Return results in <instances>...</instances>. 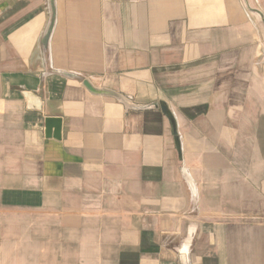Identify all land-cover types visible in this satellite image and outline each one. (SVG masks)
Returning <instances> with one entry per match:
<instances>
[{
  "label": "crops",
  "instance_id": "crops-1",
  "mask_svg": "<svg viewBox=\"0 0 264 264\" xmlns=\"http://www.w3.org/2000/svg\"><path fill=\"white\" fill-rule=\"evenodd\" d=\"M0 264H264V0H0Z\"/></svg>",
  "mask_w": 264,
  "mask_h": 264
},
{
  "label": "water",
  "instance_id": "water-1",
  "mask_svg": "<svg viewBox=\"0 0 264 264\" xmlns=\"http://www.w3.org/2000/svg\"><path fill=\"white\" fill-rule=\"evenodd\" d=\"M83 84L87 89H89L93 93L97 94H105L107 93L106 90L103 89H98L94 87L89 80H83ZM153 107L157 109H161V111L168 117L169 121L171 122L172 128H173V133L175 135L176 141L179 142V137H178V132H177V123L175 120V117L170 110L168 104L166 102H160ZM61 118L59 117H47L46 118V124H45V130H46V136L51 137L53 136L54 138L59 139L61 137Z\"/></svg>",
  "mask_w": 264,
  "mask_h": 264
},
{
  "label": "rangeland",
  "instance_id": "rangeland-1",
  "mask_svg": "<svg viewBox=\"0 0 264 264\" xmlns=\"http://www.w3.org/2000/svg\"><path fill=\"white\" fill-rule=\"evenodd\" d=\"M263 1V0H260ZM247 4L250 6L251 5V0H246Z\"/></svg>",
  "mask_w": 264,
  "mask_h": 264
}]
</instances>
